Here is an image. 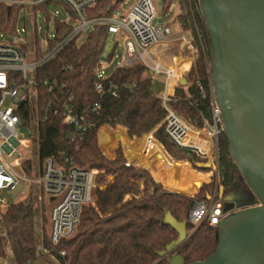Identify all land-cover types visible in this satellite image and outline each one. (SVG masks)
Segmentation results:
<instances>
[{"label":"trees","instance_id":"trees-1","mask_svg":"<svg viewBox=\"0 0 264 264\" xmlns=\"http://www.w3.org/2000/svg\"><path fill=\"white\" fill-rule=\"evenodd\" d=\"M121 1L100 0L86 9V18H110ZM174 2L162 0L164 11H169ZM181 2L183 6L187 5L181 15L184 26L188 27L186 22L191 20L192 9L196 14L193 23L199 26L200 38L197 33L195 35L199 51L186 75L187 85L176 86L170 105L195 125L203 126L205 120L211 119L210 39L198 0ZM51 4L64 5L67 16L50 13L48 7ZM21 10H24L22 4L9 6L0 2V33H17L16 23ZM39 10L46 11L55 19L54 37H50L46 44V48L50 49L72 32L76 14L67 3L59 0L32 4L34 16ZM109 32L110 23H96L83 39L77 36L64 42L53 57L35 69V95L22 102L18 111L26 123L36 122L35 143L40 171L48 157H54L59 162L71 157L81 168L97 169L106 175L119 172L110 177V186V182L104 184V179L97 181L95 205L100 210H107L122 198H128L108 215H102L91 202L85 203L73 234L57 244L50 239V214L49 229L45 213L42 214L41 232L37 229V208L33 195L10 202L0 216V257H6L8 249L10 264H53L54 261L58 264H170L171 255L177 253L189 263L205 259L218 245V225H211L205 220L172 254H159L178 237L176 229L163 222L165 211L169 209L179 221L186 222L188 229L192 228L189 212L196 201L207 199L215 181L201 185L203 180L208 179V174L197 172L187 161H179L189 160L195 169L209 171L198 167L197 163L203 160L197 154L187 153L169 141L163 123L167 111L141 61L127 66L117 65L105 77H99L98 70ZM22 47L36 58L45 53L37 32L31 42L22 43ZM113 53L114 50L108 57L111 58ZM97 83L102 84L103 92L97 91ZM66 106L71 108L81 128L64 122ZM104 125L112 128L120 126L112 134L102 133L107 127L101 129V145L105 150L119 140L129 144L125 128L130 137L153 132L154 138L177 160L172 159L148 134L139 138L137 145L150 144V155L142 163L169 190L156 181L147 169L127 164L120 146L113 158L105 155L98 138V131ZM222 141L228 149L223 131ZM23 165L27 174L32 175V158L24 159ZM221 173L229 178V181L221 182L223 196H228V200L235 201L238 206L255 203L254 195L232 160L231 170L227 171L224 167ZM236 173L240 175L239 180L235 178ZM132 180L143 182L141 194V183ZM237 185H242V192L234 190ZM114 187L115 195L110 199L108 191ZM198 188L194 196H189ZM42 209L45 210L44 205ZM40 242L43 250L38 251Z\"/></svg>","mask_w":264,"mask_h":264},{"label":"built area","instance_id":"built-area-1","mask_svg":"<svg viewBox=\"0 0 264 264\" xmlns=\"http://www.w3.org/2000/svg\"><path fill=\"white\" fill-rule=\"evenodd\" d=\"M2 1L4 0H0ZM46 1L48 0H33L32 4ZM59 1L67 3L76 14L74 27L63 41L50 49L45 47V53L41 58H36L22 47V43H26V38L20 37L17 42L0 40V209L3 212L10 202L19 199L21 193H25L34 185H40L42 192L50 200L53 197L50 209V239L54 244L73 234L80 222L83 205L94 199L99 172L96 169L78 167L71 157L66 158L64 162L48 157L43 163L39 176L28 175L23 165L27 157L19 155L13 161L9 160V156L17 152L18 145L28 148L29 141L19 135L20 127L26 122L18 110L22 102L35 95V79L34 76L29 75L30 71L34 73L41 63L53 57L64 42L77 36L81 38L85 36L94 24L111 23L110 18H86V9L100 0ZM55 14L59 13L55 11ZM156 17L157 11L153 0H136L125 16L112 20L116 30L124 32L127 36L126 60L120 65L127 66L137 61L145 65L146 73L152 81L162 85L158 95L167 111L163 123L169 141L185 152L197 154L203 162L208 161L211 175H218L222 154L223 130L219 117L221 110L212 95L211 119L205 120L203 126H198L188 122L170 105L175 88L181 84L184 74L176 55L172 57V63H166L156 56L154 48L172 40L173 36L171 25L155 24ZM181 38L183 42H188L186 38ZM98 75L99 77L107 75L102 69V62ZM199 86L205 95L203 87ZM96 89L98 92H103L102 84L97 83ZM113 94H116V91H113ZM66 109L64 122L74 123L81 128L82 125L73 115L71 108L66 106ZM125 130L129 144L121 140L117 143L121 142L119 144L127 164L145 168L151 173L142 163L147 155H150V144L138 146L137 141L148 134L153 141H157L162 147L163 145L154 138L153 132L140 137H130L126 128ZM171 158L177 160L172 156ZM225 214L224 203L216 188L211 196L207 195L206 200L196 201L189 212V221L193 228H197L205 220L211 225H218ZM37 250H43L42 245H38Z\"/></svg>","mask_w":264,"mask_h":264},{"label":"water","instance_id":"water-1","mask_svg":"<svg viewBox=\"0 0 264 264\" xmlns=\"http://www.w3.org/2000/svg\"><path fill=\"white\" fill-rule=\"evenodd\" d=\"M198 2L210 39L212 95L221 110L228 154L255 203L238 206L226 200L215 251L189 263L172 253L192 233L167 209L163 222L178 237L159 254H172L170 264H264V0ZM197 165L210 168L208 161Z\"/></svg>","mask_w":264,"mask_h":264},{"label":"rangeland","instance_id":"rangeland-1","mask_svg":"<svg viewBox=\"0 0 264 264\" xmlns=\"http://www.w3.org/2000/svg\"><path fill=\"white\" fill-rule=\"evenodd\" d=\"M32 1L33 0H4L3 1L9 6H12L13 4H22L24 6V10H21L19 12V15L17 18V23H16L17 33H0V40L17 42L20 40V37H21V38H26V43H27V42H31V38H33L35 32H37L40 38V41H41L42 48L45 49L48 39L52 37V35L54 34L55 19L54 17L50 16V14H48L44 10H39L37 15L34 16L32 13ZM153 1H154L156 11H157V17L154 20V23L155 24L169 23L173 30V36L171 37L172 40L157 46L156 54L159 57V59L167 58L168 60H172V57L176 55L177 59L180 62L183 60V58H186V59L191 58L194 61L199 51V48H198L199 46L198 47L196 46V42L197 43L199 42L196 40L197 39L195 37L196 33L198 35V38H200L199 26L196 23H193L196 19V14H194V10L193 9L191 10L192 11L191 16H190L191 20L186 22L188 25V27H186L183 24L181 15L185 13L186 11L185 9L187 5L184 4L183 6V3L181 2V0H175L174 4L172 5L169 11H164L162 0H153ZM135 2L136 0H123L119 2L114 9L112 17H110V20H111L110 21L111 22L110 32H109V35L106 41L104 53L102 55V69L105 70L106 74H109L117 65H120L121 63H123V61L126 60V46L125 45H126L127 36L124 32L122 31L119 32L116 30V26L112 24V20L120 16H125L134 6ZM48 10L50 13H55V11H57L60 15L64 17L67 16L66 8L62 4H58V5L51 4L49 5ZM84 37L85 36L83 35L82 39ZM181 37L186 38L188 42L184 41L185 42L184 43ZM31 45L32 44H30V46ZM112 50H114L113 56L109 58L108 56L112 52ZM187 61H186V64H187L186 67L189 65V60ZM29 75L33 76V71H30ZM186 75H184L183 78H186ZM153 85H154L155 92L158 94L160 90L162 89V85L156 81L153 82ZM184 118L188 122L192 123L188 118L186 117ZM19 135L21 138H25L29 141L28 146H27L28 148L24 147L23 145H18L16 148L17 152L9 156V160L13 161L19 155L23 157H31L33 161L32 176L37 177L40 174V168L38 165L37 147L35 143V139L37 135L36 122H32L31 124L26 123L22 125L19 130ZM119 143L115 144L116 149L120 146ZM103 152L105 154V151ZM221 152L222 154H221V159H220V168H219L220 170H219L218 175L215 173L216 175L214 174L213 176L211 175V179L209 181L203 182V183H208L211 181H215L214 183L215 187L211 191V193H208L209 196H211L214 193L216 188L219 190L220 197L223 196L224 190L223 192L220 190L221 182L229 181L228 176L225 179L223 177V174L221 173L224 167L225 169L227 168V171L231 170V158L228 154V149H226L224 146L223 141H222ZM105 155H107V152ZM193 169L197 170L194 167ZM97 171L99 172L98 180L104 179V184L109 183L110 177L114 176V175H106L104 172H100L99 170ZM235 178L236 180L240 179L239 173L235 174ZM241 183L244 184V182L242 181ZM195 194L189 195V196H194ZM31 195L35 197V204L37 208L36 219H37L38 231L41 232V224L43 222V218H42L43 213H45V217L47 219V228L49 229V215L48 214H50L49 206L50 204H52L50 202V198L42 192L40 185H34L32 188H30L25 193H21L18 200L27 199ZM185 195H188V194H185ZM228 198L229 197L227 196L226 200H228ZM91 203L95 206L94 199ZM43 205L45 206L44 211L42 209ZM1 214H2V211L0 209V216ZM194 229L195 228L193 227L188 229V233L189 234L192 233ZM39 245H42V242H40ZM0 258L3 261V264H10L11 262L10 251L7 249V256L0 257ZM53 264H58V263L54 261Z\"/></svg>","mask_w":264,"mask_h":264},{"label":"crops","instance_id":"crops-1","mask_svg":"<svg viewBox=\"0 0 264 264\" xmlns=\"http://www.w3.org/2000/svg\"><path fill=\"white\" fill-rule=\"evenodd\" d=\"M154 51H157V47H155L154 48ZM156 56H157V54H156ZM158 57V56H157ZM159 58V57H158ZM161 59V58H160ZM162 60L164 61V62H166V63H172V60H168L167 58H162ZM187 60H189V65L186 67V61ZM188 62V61H187ZM192 63H193V59H191V58H183V60L180 62V64H181V69H182V73L184 74V75H186L187 73H188V71L190 70V68H191V66H192ZM104 127H107V128H105L103 131H102V133L103 132H108V133H110V134H112V132H114L115 130H117L118 128H112L111 126H109V125H104V126H102L100 129H99V131H98V138H99V143H100V146H101V148L103 149V151H105V154H106V152H107V155H108V157H110V158H113L114 157V155H115V151H116V148H115V144L117 143H115V144H113V145H110L106 150L102 147V145H101V135H100V131H101V129L102 128H104ZM120 127V126H119ZM123 127V126H122ZM125 128V127H124ZM165 150V149H164ZM169 155V154H168ZM179 161H187L188 163H189V165L191 166V168H193V165H192V163L189 161V160H179ZM197 172H201V173H206V174H208V179L207 180H203V182H207V181H209L210 179H211V173H210V171H198V170H196ZM119 173V172H118ZM117 173V174H118ZM116 174V175H117ZM123 174H124V169H123ZM116 175H114V176H116ZM114 176H111V177H114ZM124 176H125V174H124ZM153 176V175H152ZM126 177V176H125ZM154 177V176H153ZM127 178V177H126ZM225 179L227 178L226 177V175H225V177H224ZM129 179V178H128ZM154 179L156 180V181H158L155 177H154ZM129 180H131V179H129ZM132 181H134V180H132ZM134 182H139V183H141V186H142V188H141V192H140V194L142 193V190H143V182H141V181H134ZM159 182V181H158ZM203 182L201 183V185L203 184ZM110 185H112L111 184V182H110V184H109V186ZM200 185V186H201ZM108 186V187H109ZM115 186H116V184H115ZM200 188V187H199ZM199 188L195 191V193L199 190ZM115 190H116V187H114V188H110L109 189V191H108V198H112V196H113V194L115 195ZM171 191V190H170ZM194 193V194H195ZM139 194V195H140ZM139 195H135V196H139ZM130 197V196H129ZM126 198H128L127 196L126 197H124V198H122L121 200H119V202L118 203H116V204H114L113 206H110V207H108V209L107 210H100L96 205V208L98 209V211L102 214V215H108V214H110L111 213V211L116 207V206H118L122 201H124ZM94 202H95V197H94ZM109 202H110V200H109ZM108 202V203H109ZM95 204V203H94ZM110 205V204H109ZM108 205V206H109ZM0 264H3V261L1 260V258H0Z\"/></svg>","mask_w":264,"mask_h":264},{"label":"flooded vegetation","instance_id":"flooded-vegetation-1","mask_svg":"<svg viewBox=\"0 0 264 264\" xmlns=\"http://www.w3.org/2000/svg\"><path fill=\"white\" fill-rule=\"evenodd\" d=\"M242 185H237V186H235L234 187V190H236V191H238V192H242V190H243V187H241ZM227 198H226V196H223V197H221V200L225 203V200H226Z\"/></svg>","mask_w":264,"mask_h":264},{"label":"bare ground","instance_id":"bare-ground-1","mask_svg":"<svg viewBox=\"0 0 264 264\" xmlns=\"http://www.w3.org/2000/svg\"><path fill=\"white\" fill-rule=\"evenodd\" d=\"M171 29H172V27H171Z\"/></svg>","mask_w":264,"mask_h":264}]
</instances>
